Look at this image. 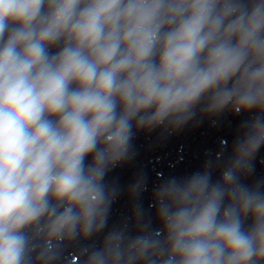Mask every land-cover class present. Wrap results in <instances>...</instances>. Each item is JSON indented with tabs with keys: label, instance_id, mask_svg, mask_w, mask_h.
<instances>
[{
	"label": "clouds",
	"instance_id": "9594fccd",
	"mask_svg": "<svg viewBox=\"0 0 264 264\" xmlns=\"http://www.w3.org/2000/svg\"><path fill=\"white\" fill-rule=\"evenodd\" d=\"M201 105L245 116L218 178L154 194L140 233L85 264H264V0H0V264H48L107 224L105 178L134 136Z\"/></svg>",
	"mask_w": 264,
	"mask_h": 264
}]
</instances>
